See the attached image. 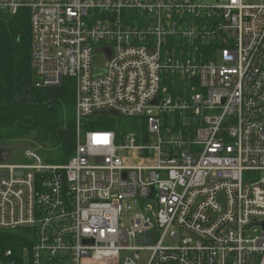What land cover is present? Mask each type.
I'll list each match as a JSON object with an SVG mask.
<instances>
[{
	"label": "built area",
	"instance_id": "2783aa9c",
	"mask_svg": "<svg viewBox=\"0 0 264 264\" xmlns=\"http://www.w3.org/2000/svg\"><path fill=\"white\" fill-rule=\"evenodd\" d=\"M20 9L34 86L73 82L75 138L65 163L0 162V264H264V0H0ZM105 111L130 128H90Z\"/></svg>",
	"mask_w": 264,
	"mask_h": 264
},
{
	"label": "trees",
	"instance_id": "16d2710c",
	"mask_svg": "<svg viewBox=\"0 0 264 264\" xmlns=\"http://www.w3.org/2000/svg\"><path fill=\"white\" fill-rule=\"evenodd\" d=\"M133 121L99 114L93 129L122 130ZM74 86L37 88L30 67V26L26 9L0 13V144L28 140L45 162L65 163L74 150ZM0 249L15 248L16 234L0 232Z\"/></svg>",
	"mask_w": 264,
	"mask_h": 264
},
{
	"label": "rangeland",
	"instance_id": "374dc122",
	"mask_svg": "<svg viewBox=\"0 0 264 264\" xmlns=\"http://www.w3.org/2000/svg\"><path fill=\"white\" fill-rule=\"evenodd\" d=\"M207 2L209 0H200ZM103 60L101 58H95V64H102ZM81 139H83V133L81 134ZM30 142L26 140L25 142L19 140L6 141L4 145L0 144V147L5 149L3 157L5 162L16 163L24 160V150L26 149H37L30 146ZM124 156V155H123ZM125 164L128 165H141L146 164V159L136 151H128L127 156L123 160ZM148 204L146 201L138 200L130 204L131 213L143 212L145 206ZM128 218L124 219V222H127ZM141 259L139 264H144L146 259V254L141 252ZM81 264H117L116 259H95L92 257L85 258L82 260Z\"/></svg>",
	"mask_w": 264,
	"mask_h": 264
},
{
	"label": "water",
	"instance_id": "95a60500",
	"mask_svg": "<svg viewBox=\"0 0 264 264\" xmlns=\"http://www.w3.org/2000/svg\"><path fill=\"white\" fill-rule=\"evenodd\" d=\"M105 114H115L113 112L110 111H105ZM5 149L3 147H0V162L4 161V157H3V153H4ZM0 175H7L6 172H0ZM263 229H264V222H263ZM154 239V233H152L149 237H138L137 238V242L140 244H148L151 243Z\"/></svg>",
	"mask_w": 264,
	"mask_h": 264
}]
</instances>
